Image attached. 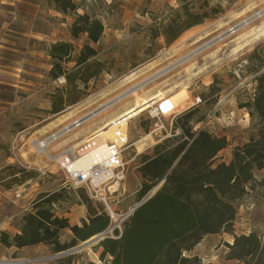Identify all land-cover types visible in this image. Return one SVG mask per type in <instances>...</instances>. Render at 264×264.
Segmentation results:
<instances>
[{"label":"rangeland","instance_id":"1","mask_svg":"<svg viewBox=\"0 0 264 264\" xmlns=\"http://www.w3.org/2000/svg\"><path fill=\"white\" fill-rule=\"evenodd\" d=\"M186 4L194 12L216 8L218 13L166 44L160 34L162 26L176 11H181L182 1L78 0L77 7L99 18L104 25L101 39L93 46L98 50V58L105 62V70L88 83L87 94L80 101L58 113L50 112L51 99L63 87L65 80L62 76L50 78L48 72L52 60L50 57L47 59L48 54L41 46L24 70L9 68L13 71L9 75L11 80H8L12 84L0 82V189H9L13 199L20 198L17 203L20 205L28 200L33 201L41 192L63 188L66 201L57 206L60 211L71 212V217L82 214L86 218L83 200L87 198L93 206L108 213L102 200L90 197L83 188L73 189L64 184L60 155L88 133L89 136H92L91 133L106 136L100 130L104 123L126 112L125 109L128 111L137 103L144 102L147 97L159 96L160 100L154 102L152 107L138 112L116 128V136L128 134L130 145L122 158L124 176L116 180V187H111L106 196H102L106 197L113 212V218L109 215L111 221L103 236L114 237V229H122L129 210L138 202L136 191L141 177L137 166L141 161L140 154L150 153L155 144L179 134L177 129H173L178 115L193 108L190 123L194 131L205 128L215 135L226 137L228 144L218 153L216 162H228L235 146L256 136L260 128L258 117L250 115L249 109L240 105L252 101L255 79L264 71V14L177 62L142 88L54 139L47 147V155L35 150L37 140L48 137L80 116L93 113L117 95L238 25L263 8L264 0H187ZM76 10L63 12L61 17L50 20L49 26L70 32L68 24L70 18L75 17ZM155 33L157 36H154ZM72 40L75 56L86 42V37L81 34ZM72 64L68 62L66 66L70 68ZM197 96L202 102L193 105ZM153 106L161 109L166 128L160 135L150 133L152 119L148 110ZM208 114H212V117L204 121ZM263 174L264 169L256 171V181L251 182L246 193L235 201L234 233L255 231L264 239V187L258 184ZM69 238L70 233L68 235L65 230L62 231L61 240ZM231 238L228 232L206 234L190 250L189 256H196V264H232L228 261L229 248L226 246ZM98 242L76 248L82 243L78 242L59 256L44 245L26 249L22 257H8L0 261L8 260L9 263L5 264H61L57 258L71 255V262L75 264L90 261L107 263L111 257L105 255L103 260L100 259L102 247L97 245ZM212 256H215V261L211 260Z\"/></svg>","mask_w":264,"mask_h":264},{"label":"trees","instance_id":"2","mask_svg":"<svg viewBox=\"0 0 264 264\" xmlns=\"http://www.w3.org/2000/svg\"><path fill=\"white\" fill-rule=\"evenodd\" d=\"M50 1L61 12L77 8L72 0ZM180 1L181 11H176L162 26L160 34L166 44L218 13L216 8L194 12L187 0ZM103 30L99 18L88 13L76 14L70 25L71 38L83 34L86 42L75 56L72 41H55L49 45L47 54L52 62L48 74L52 79L62 76L65 80L51 99L52 114L80 101L87 94L88 83L104 72L105 62L98 58V50L93 46L101 39ZM68 62L73 63L70 68L66 66ZM255 81L252 101L240 107H247L250 115L258 117L260 128L256 136L233 148L228 162H216L218 153L228 144L225 136L205 128L193 130L190 123L193 108L178 115L173 125L178 135L155 144L150 153L140 154L137 170L141 181L136 200L159 187L123 221L120 231L114 229L116 236L99 240L100 259L109 255L108 264H196V256L187 254L203 236L228 232L233 242H226L227 258L243 264H264V239L255 231L237 234L232 230L235 201L256 181L255 172L264 169V71ZM258 184L264 187V174ZM63 201H66L63 188L39 193L22 214L19 232L0 231V245L21 248L43 244L53 253H59L90 239L110 224L108 214L87 198L83 200L86 218L80 224H71L68 217L55 212V207ZM64 230L70 231L66 241L61 240ZM71 258L68 255L57 261L75 264Z\"/></svg>","mask_w":264,"mask_h":264},{"label":"crops","instance_id":"3","mask_svg":"<svg viewBox=\"0 0 264 264\" xmlns=\"http://www.w3.org/2000/svg\"><path fill=\"white\" fill-rule=\"evenodd\" d=\"M72 1L77 4L78 0ZM76 9L75 16L76 14L86 13L80 7ZM62 14L63 12L56 9L50 0H0L1 83L12 84L8 81L11 80L9 75L13 73L9 68L18 69L19 71L24 70L40 46L47 54V49L51 43L62 40L73 41L69 31H61L60 27L49 26L52 20H56V17H61ZM70 19L69 26L74 18ZM46 57L48 59L49 56L46 55ZM9 191V189H0V231L5 230L14 234L19 232L21 216L30 208L32 200L18 205L20 198L13 199ZM55 212L60 216L68 217L71 224H80L79 219H84L82 214L78 217H71V212L60 211L59 207H55ZM65 232L68 235L70 233L68 230H65ZM248 232L246 231V233ZM228 241L231 244L233 237ZM42 246L44 245L38 244L16 248L14 246L5 247L0 245V259L22 257L26 254V249L41 248ZM190 254L191 251L188 252V255ZM214 257L212 256L211 260H214ZM14 261L17 262L19 260ZM228 261L233 262L232 264H243L234 259H228Z\"/></svg>","mask_w":264,"mask_h":264},{"label":"built area","instance_id":"4","mask_svg":"<svg viewBox=\"0 0 264 264\" xmlns=\"http://www.w3.org/2000/svg\"><path fill=\"white\" fill-rule=\"evenodd\" d=\"M201 102V98L197 96L193 105ZM158 108L153 106V109L148 110L149 117L152 119L150 133L155 135L162 134L163 130L166 131L161 109ZM87 116L88 114L80 116L69 125L77 127ZM211 117L212 114L206 115L204 121H209ZM88 134L81 137L77 146L71 145L60 155V164L65 174L64 184L73 189L83 188L90 197L102 200L109 211L108 216L113 218V212L111 213L106 197L102 196H106V193L110 191L113 182H117L116 180L124 176L122 158L124 151L130 145L128 134H120L113 138ZM82 162H85L84 166L81 165Z\"/></svg>","mask_w":264,"mask_h":264},{"label":"bare ground","instance_id":"5","mask_svg":"<svg viewBox=\"0 0 264 264\" xmlns=\"http://www.w3.org/2000/svg\"><path fill=\"white\" fill-rule=\"evenodd\" d=\"M264 14V7L261 8L258 12L254 13L253 15H251L250 17L244 19L243 21H241L238 25L233 26L229 29H227L225 32L219 34L218 36H216L215 38H213L211 41H208V43L203 44L202 46H200L199 48L195 49L194 51L190 52L189 54L185 55L184 57H182L181 59H179L178 61H175L174 63H171L169 65H167L166 67H164L162 70H160L159 72L151 75L150 77L146 78L144 81L138 83L137 85L129 88L128 90H126L125 92L117 95L116 97H114L112 100L104 103L103 105H101L96 111H94L92 114L88 115L87 117H85L83 119L82 122H85L87 120H89L90 118H93L95 116H97L100 112L105 111L107 108H109L110 106H112L114 103L122 100L123 98H125L126 96H129L130 94H132L133 92L137 91L138 89L142 88V86H144L145 84L151 82L152 80H154L155 78H157L159 75H161L162 73L166 72L167 70L171 69L172 67H174L176 64H178L177 62L182 61L186 58H189L190 56L194 55L195 53H197L198 51L202 50L203 48H206L207 46H209L211 43L218 41L222 38H224L225 36L233 33L234 31L238 30L239 28H242L243 26H245L246 24H248V22H250L251 20H253L254 18H257L258 16H261ZM254 28V27H253ZM248 36V35H247ZM254 36V35H253ZM252 36V37H253ZM250 39V38H249ZM145 98V97H144ZM161 97L159 96H154L153 98H148L144 101V102H139L137 103L134 107H132L131 109H129L128 111L125 109L126 112L121 113L120 115L118 114L117 117H115L114 119H110L109 121H107L106 123H104L101 127V131L103 133H105L106 136H108L109 138H113L116 136L117 131L116 128L122 124H124L127 120H129L130 118H132L135 114H137L138 112L152 107L151 105L154 102H157L158 100H160ZM144 100V99H142ZM141 100V101H142ZM153 109V108H152ZM68 114V113H67ZM63 118V117H62ZM67 127V128H66ZM66 127H63L62 129H59L58 131H56L55 133L49 135L48 137H45L41 140H37L34 143V148L38 153L44 152L46 155L48 154V150L47 147L49 144H51V142L54 139H57L58 137L62 136L63 134L67 133L68 131L72 130L73 128H75V125H67ZM98 133L100 131H97ZM92 136H94V133H91ZM145 140V139H144ZM140 141V140H139ZM138 141V142H139ZM137 148H139V143ZM143 143V142H142ZM141 143V144H142ZM78 142L75 143V146H77ZM147 146V145H146ZM141 148V147H140ZM54 158V157H51ZM59 158V156L57 157ZM85 162H82L81 165L84 166ZM116 184H113L111 187H116ZM110 187V188H111ZM116 189V188H115ZM114 189V190H115ZM112 213V211H111ZM113 214V213H112ZM91 239V238H90ZM5 263H9L8 260L6 261H0V264H5Z\"/></svg>","mask_w":264,"mask_h":264},{"label":"water","instance_id":"6","mask_svg":"<svg viewBox=\"0 0 264 264\" xmlns=\"http://www.w3.org/2000/svg\"><path fill=\"white\" fill-rule=\"evenodd\" d=\"M159 187V185H157V186H155L153 189H151L150 191H149V193L147 194V195H145L141 200H139L130 210H129V212H128V214H127V216H129V215H131L132 213H133V211L138 207V206H140L143 202H145L156 190H157V188ZM105 231H102V232H100V233H98V234H96L95 236H94V238H92L91 240H87V241H85V242H82L79 246H77L76 248H82V247H84V246H86L87 244H89V243H92V242H94V241H98V240H101V239H103V237H105V236H103V233H104ZM75 248V249H76ZM63 253H65V252H59V253H57L56 255L57 256H59V255H61V254H63Z\"/></svg>","mask_w":264,"mask_h":264}]
</instances>
